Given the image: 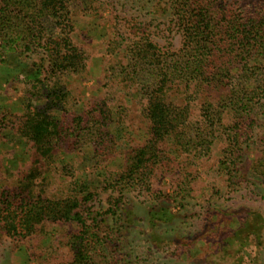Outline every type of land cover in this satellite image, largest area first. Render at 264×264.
<instances>
[{"label":"trees","instance_id":"obj_1","mask_svg":"<svg viewBox=\"0 0 264 264\" xmlns=\"http://www.w3.org/2000/svg\"><path fill=\"white\" fill-rule=\"evenodd\" d=\"M72 1L0 0V63L6 52L17 55L31 68L28 84L38 85L29 98L33 103L24 104L10 126L30 160L13 181L1 179L0 236L29 238L44 235L48 224H73L79 230L65 236L68 258L59 264H125L131 256L124 248L133 209L126 203L128 194L155 203L146 213L153 231L171 222L167 188L177 183L173 199L185 207L193 177L204 171L202 160L216 145L225 147L219 170L229 178L236 172L240 139L253 134L264 113V9L224 0H167L180 31L179 48H160L145 31L139 37L118 34L110 48L123 49L105 77L111 84L106 81L104 95L69 119L68 113L58 118L49 111L58 106L56 100L61 106L67 101L66 88L57 83L86 80L89 71L87 49L73 42ZM96 1L112 9L116 23L128 22L117 15L119 1ZM132 93L148 125L147 138L129 148L122 167L106 179V188L118 196L105 212L114 225H103L89 206L96 194L76 178L72 162L57 157L84 146L108 157L115 147L112 117L122 109L118 104L112 112L109 104ZM42 99L45 104L37 107ZM259 145L251 171L264 182V136ZM58 170L63 176L53 185L49 175ZM158 170L168 175V183L162 179V185H154Z\"/></svg>","mask_w":264,"mask_h":264},{"label":"rangeland","instance_id":"obj_2","mask_svg":"<svg viewBox=\"0 0 264 264\" xmlns=\"http://www.w3.org/2000/svg\"><path fill=\"white\" fill-rule=\"evenodd\" d=\"M104 1H119L117 8L122 7L117 15L128 22L116 23L112 9L100 5L96 0H73L70 3L73 42L87 49L89 71L86 80L72 78L57 83L60 88H66L67 101L61 106L56 100L58 106L49 111L54 117L60 118L68 113L67 117L72 119L73 113H79L80 108L86 105L89 107L99 95H104L103 84L106 81L111 84L110 79L105 77L113 64L120 61L123 49L120 48L117 53L110 48L111 40L117 39L118 34L123 33L124 37L136 34L139 37L145 31L160 48L176 50L180 46V31L171 21L173 17L166 4L167 0ZM224 1L264 9V0ZM4 55L5 60L0 63V123L3 125L0 128V183L2 180L13 181L17 172L29 163L26 147L10 126L23 114V105L33 103L34 99L29 98L37 91L33 87H38L28 84L27 74L31 73L29 64H25L13 53L6 52ZM55 85L56 81L49 84V87L54 88ZM135 96V93L121 96L109 104L112 112L118 104L122 109L119 115L112 117L109 130L115 147L108 157L103 159L90 146H84L80 152L58 154L57 157L64 163L72 162L76 178L88 184L96 194L89 206L94 213L92 217L102 220L103 225H114L112 216L105 215V212L109 210L113 198L118 196L117 192L106 188V179L122 167L125 152L141 145L147 138L148 125L138 112ZM44 101L40 100L36 106H42ZM4 115L6 117L2 123ZM263 136L264 113L259 116L253 134L245 140L241 137L237 149L239 154H236V172H231V178L224 168L219 170L225 147L216 145L210 158L202 160L204 171L193 177L190 185L192 191L183 203L185 207H180L173 199L177 183L167 188L171 222L159 225L153 231L147 226L146 213L149 206L155 203L133 193L128 194L126 203L132 204L133 209L130 210L132 220L127 223L128 234L124 248L125 253L131 256L124 263L264 264V182L259 174L251 171L257 153L262 148L259 144ZM55 174L57 176L49 175L53 185L63 176L59 170ZM167 176L158 170L154 185H162V179L168 183L170 180ZM51 191L57 189L51 188ZM45 228L44 235L29 238L12 239L1 234L0 264L67 262L65 236L79 229L73 224L62 223L48 224ZM256 233L260 239H257Z\"/></svg>","mask_w":264,"mask_h":264}]
</instances>
